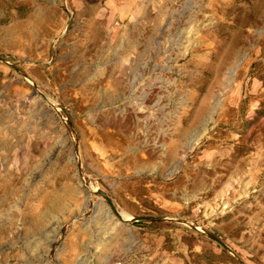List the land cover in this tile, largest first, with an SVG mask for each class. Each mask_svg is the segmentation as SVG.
Wrapping results in <instances>:
<instances>
[{"label": "rangeland", "instance_id": "1", "mask_svg": "<svg viewBox=\"0 0 264 264\" xmlns=\"http://www.w3.org/2000/svg\"><path fill=\"white\" fill-rule=\"evenodd\" d=\"M0 264H264V0H0Z\"/></svg>", "mask_w": 264, "mask_h": 264}, {"label": "water", "instance_id": "2", "mask_svg": "<svg viewBox=\"0 0 264 264\" xmlns=\"http://www.w3.org/2000/svg\"><path fill=\"white\" fill-rule=\"evenodd\" d=\"M102 194H103L104 197L107 199L108 204L111 205V208H112L114 214L120 219V216H119L118 212L115 210V207H114V205L112 204V202L110 201L109 197H108L107 195H105L104 193H102ZM138 220H148V221H155V220H157V221H162L163 219H162V218H159V217H155V218H144V217H141V218H138L137 221H138ZM202 234H203L204 236H206V237L211 238L212 240H214L215 242H217L218 244H220L223 248L228 249V247L225 246V245H224V244H223V243H222V242H221L216 236H214V235H212V234H210V233H205V232H203V231H202Z\"/></svg>", "mask_w": 264, "mask_h": 264}, {"label": "trees", "instance_id": "3", "mask_svg": "<svg viewBox=\"0 0 264 264\" xmlns=\"http://www.w3.org/2000/svg\"><path fill=\"white\" fill-rule=\"evenodd\" d=\"M89 2H93V3H96L97 0H88Z\"/></svg>", "mask_w": 264, "mask_h": 264}]
</instances>
